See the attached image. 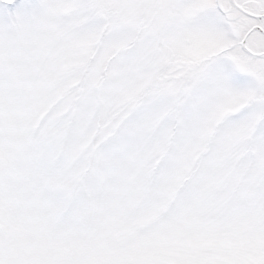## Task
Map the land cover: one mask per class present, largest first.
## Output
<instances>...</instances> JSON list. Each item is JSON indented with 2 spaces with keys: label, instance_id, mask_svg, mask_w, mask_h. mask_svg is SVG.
I'll use <instances>...</instances> for the list:
<instances>
[{
  "label": "snow or ice",
  "instance_id": "snow-or-ice-1",
  "mask_svg": "<svg viewBox=\"0 0 264 264\" xmlns=\"http://www.w3.org/2000/svg\"><path fill=\"white\" fill-rule=\"evenodd\" d=\"M0 264H264V0H0Z\"/></svg>",
  "mask_w": 264,
  "mask_h": 264
}]
</instances>
